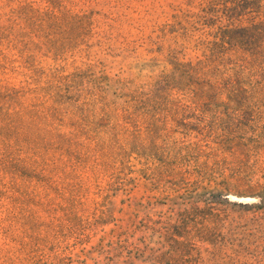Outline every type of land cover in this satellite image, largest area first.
Instances as JSON below:
<instances>
[{
  "label": "rangeland",
  "instance_id": "1",
  "mask_svg": "<svg viewBox=\"0 0 264 264\" xmlns=\"http://www.w3.org/2000/svg\"><path fill=\"white\" fill-rule=\"evenodd\" d=\"M0 264H264V0H0Z\"/></svg>",
  "mask_w": 264,
  "mask_h": 264
}]
</instances>
